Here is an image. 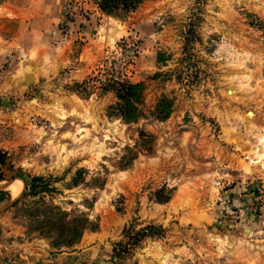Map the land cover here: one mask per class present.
Segmentation results:
<instances>
[{
	"label": "rangeland",
	"instance_id": "1",
	"mask_svg": "<svg viewBox=\"0 0 264 264\" xmlns=\"http://www.w3.org/2000/svg\"><path fill=\"white\" fill-rule=\"evenodd\" d=\"M101 2L0 14L8 229L41 241L39 264H264V0ZM108 79L141 84L137 119ZM33 176L49 189L13 204ZM1 241L0 264L34 255Z\"/></svg>",
	"mask_w": 264,
	"mask_h": 264
},
{
	"label": "trees",
	"instance_id": "2",
	"mask_svg": "<svg viewBox=\"0 0 264 264\" xmlns=\"http://www.w3.org/2000/svg\"><path fill=\"white\" fill-rule=\"evenodd\" d=\"M100 8L102 11H112L113 9L122 6V7H133V5L137 2V0H101ZM140 83H132L127 80H113L108 79V83H104V91L111 90L115 93V96L117 98V102L115 103V107L117 109V113L120 114L124 119L130 121L135 120L140 116L141 111L137 108L136 103L141 98L142 90ZM1 180V179H0ZM25 184V190L22 192V194L13 202V204H16L20 198L24 197L26 194L27 189L31 193L39 192L43 189H49V186L46 184H43L44 178L42 176H33L28 181L27 179H23ZM0 201L4 200V194H2V191L0 189ZM46 213V210H44ZM62 216V215H60ZM48 218V217H47ZM61 219V217H60ZM63 219V218H62ZM92 222L88 220L87 218L77 219V222L72 228V234L73 239L70 242H75L79 239L83 231L87 228H91ZM57 227L61 232H65V222H51L47 226H44L46 228H42L41 232L46 233L51 231V227Z\"/></svg>",
	"mask_w": 264,
	"mask_h": 264
},
{
	"label": "crops",
	"instance_id": "3",
	"mask_svg": "<svg viewBox=\"0 0 264 264\" xmlns=\"http://www.w3.org/2000/svg\"><path fill=\"white\" fill-rule=\"evenodd\" d=\"M31 1L32 0H22L21 2L25 5L24 7H22L20 5V9L17 10L14 5L11 6L12 0H0V7L3 8L4 12H1L0 14L8 16L11 14L8 13H12V12H17V16L19 15H26L29 17L30 14L29 11H38L40 13V8L37 9L36 7L31 8ZM44 2V1H43ZM7 4H9V6H6ZM15 8V9H14ZM21 12V13H20ZM21 183V179H18L17 177H14V179H12V181L9 182H5L1 183L4 184V188H9L11 190V187L13 185H18V186H14L13 187V191H16V193H18L20 191V188L22 187ZM11 192V191H10ZM12 193V192H11ZM5 216H0V229L1 232L4 229V234L2 232V234H0L1 238L3 237V241H1V244L4 246L7 254L11 253V254H16V250H18L21 254L23 252V249L25 248L28 252H33L34 255L33 256H29L27 257L26 260H24L23 262L30 264V262H34V264H39L38 261H36L37 256L39 254H41L40 259H47V252L48 250H46L45 247L41 246V241L39 239H31L28 240V238H25V236L21 237L20 235L22 234V231H15L14 227H9L8 229V221ZM6 237H4V235H6ZM57 256H59L57 254ZM71 257V256H70ZM53 258V257H52Z\"/></svg>",
	"mask_w": 264,
	"mask_h": 264
},
{
	"label": "water",
	"instance_id": "4",
	"mask_svg": "<svg viewBox=\"0 0 264 264\" xmlns=\"http://www.w3.org/2000/svg\"><path fill=\"white\" fill-rule=\"evenodd\" d=\"M4 186V184H0V189H2V188H4L3 187ZM14 199H11V202L13 201ZM2 208H0V210H1Z\"/></svg>",
	"mask_w": 264,
	"mask_h": 264
},
{
	"label": "bare ground",
	"instance_id": "5",
	"mask_svg": "<svg viewBox=\"0 0 264 264\" xmlns=\"http://www.w3.org/2000/svg\"><path fill=\"white\" fill-rule=\"evenodd\" d=\"M16 193V192H15Z\"/></svg>",
	"mask_w": 264,
	"mask_h": 264
}]
</instances>
